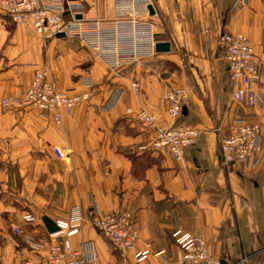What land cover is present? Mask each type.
<instances>
[{
    "label": "crops",
    "instance_id": "crops-1",
    "mask_svg": "<svg viewBox=\"0 0 264 264\" xmlns=\"http://www.w3.org/2000/svg\"><path fill=\"white\" fill-rule=\"evenodd\" d=\"M135 2L142 8L141 0ZM66 4L83 20L100 23L103 52L113 51L118 37L122 50L135 43L136 60L120 53L111 67L83 39L45 38L0 12V103L22 96L38 70L60 91L89 95L61 124L35 108L0 104V264H41L22 235L49 240L41 218L70 219L76 208L83 224L69 240L73 248L93 242L94 264H136L143 252L139 264H178L175 229L203 238L222 264H264V0H248L245 7H234L233 0H148L153 14L129 15L119 0ZM122 18L154 23L155 40L168 42L170 50L156 52L147 38L135 39L146 26ZM223 32L247 36L261 63L253 82L261 103L255 107L232 98L218 44ZM171 84L187 90L179 122L200 130L182 161L153 151L154 128L128 114L144 108L158 125H170L162 97ZM234 119L262 120L261 151L252 170L220 163L218 144ZM92 205L131 214L139 239L125 258L88 223Z\"/></svg>",
    "mask_w": 264,
    "mask_h": 264
},
{
    "label": "built area",
    "instance_id": "built-area-1",
    "mask_svg": "<svg viewBox=\"0 0 264 264\" xmlns=\"http://www.w3.org/2000/svg\"><path fill=\"white\" fill-rule=\"evenodd\" d=\"M141 2L142 8L138 7L135 0H119L124 9L128 8V15L139 11L150 13L148 0ZM66 3L67 0H0V12L15 23L30 24L45 38H53L63 33L65 37L83 39L93 50L98 51L111 67L120 62L118 60L120 53H126L124 57L128 60H136L135 43L132 41L133 48L126 47L122 50L124 45H121L118 37L114 41V50L110 53L103 52L100 23L83 20L82 13L73 8L68 11ZM247 3L248 0H233L232 5L245 6ZM78 14L81 15L80 18L76 17ZM122 19L131 21L134 27L146 26L145 30L136 31L134 38L145 37L149 40L151 48L155 46L154 24H143L142 21H134V18ZM218 44L223 53L235 103L246 108L259 105L261 98L253 87V82L259 79L262 66L248 38L241 33L223 32L219 35ZM138 87L137 82L131 83L132 90L137 91ZM163 96V102L167 105L168 115L172 120L170 125H158L157 116L143 108L136 111L128 109V114H136L142 127L154 128L155 134L149 145L153 151L182 161L184 151L196 141L199 130L178 122L187 96L184 87L172 86ZM88 98V93L60 91L45 70H38L21 97L5 98L2 105L8 108H35L54 123L61 124L65 115ZM261 123L262 120L251 124L239 119L232 120L229 134L221 137L218 144L219 160L222 165L238 164L245 170H252L256 166L257 155L261 151ZM54 151L59 158L63 156L59 149L54 148ZM87 215L88 223L109 241L121 258H125L126 253L133 251L139 239V230L129 212L121 210L104 212L97 205H92ZM54 222L58 230L48 234L49 243L25 239L31 252H36L43 258L41 264H94L96 249L93 242L84 241L80 248H73L69 240L83 224L79 209H73L70 219L57 218ZM13 230L18 234L22 233L17 227ZM172 236L178 246V264H222L221 259L213 255L211 246L198 235L175 229ZM161 254L160 251L155 253V256L161 257ZM143 255L144 252L137 254L136 264L142 261ZM24 264L35 263L27 259Z\"/></svg>",
    "mask_w": 264,
    "mask_h": 264
},
{
    "label": "rangeland",
    "instance_id": "rangeland-1",
    "mask_svg": "<svg viewBox=\"0 0 264 264\" xmlns=\"http://www.w3.org/2000/svg\"><path fill=\"white\" fill-rule=\"evenodd\" d=\"M246 6V5H245ZM244 6V7H245ZM239 7H242V6H239ZM148 24H150V22H147ZM151 24H154V23H151ZM230 33H235V32H230ZM236 33H240V32H236ZM242 34V33H241ZM244 35V34H243ZM245 36V35H244ZM246 38H248L247 36H245ZM249 40V39H248ZM110 40H106V42H109ZM156 41V40H155ZM156 42H159L158 40L156 41ZM250 42V41H249ZM254 50V49H253ZM172 86H180V85H177V84H171V85H168V88H170V87H172ZM183 87V86H182ZM167 88V89H168ZM166 89V90H167ZM232 96H233V94H232ZM21 97V96H20ZM164 97V96H163ZM163 97H162V102H163ZM5 98H8V97H4L2 100H1V106L3 107V108H5V109H7L8 107H6V106H3L2 105V102H3V100L5 99ZM113 98V97H112ZM110 101H111V99H110ZM235 102V101H234ZM184 103H185V101H184ZM107 105L109 104H111L110 102H108V103H106ZM163 104L165 105V107H166V111H167V105L163 102ZM185 105V104H184ZM184 105H183V107H184ZM144 109V108H143ZM150 112V111H149ZM167 114H168V111H167ZM169 116V115H168ZM182 117V116H181ZM170 118V117H169ZM181 119V118H180ZM179 119V120H180ZM179 122V121H178ZM188 127H190V126H188ZM191 128H194V127H191ZM195 129H197V128H195ZM199 130V129H198ZM199 132H200V130H199ZM229 133H227V135H228ZM198 135H199V133H198ZM198 135H197V137H198ZM227 135H225V136H223V137H226ZM197 140V139H196ZM195 142L196 141H194V143L191 145V146H193L194 144H195ZM190 146V147H191ZM218 152H219V150H218ZM242 171H247V170H245V169H242ZM13 228H14V226L12 227V230H13ZM14 231V230H13ZM15 232V231H14ZM16 233V232H15ZM16 234H18V233H16ZM22 237H23V239H24V243H25V239L26 240H31V241H33V242H42V243H49V240H44V239H42V237H34V236H32L30 233H27V234H23L22 235ZM28 242H26L25 243V247H26V249L29 251V252H31L32 250L29 248V246H28ZM34 252V251H33ZM32 253V252H31ZM37 256L39 255V254H37L36 252H34ZM34 253H32V254H34ZM212 253H213V255L215 256V254H214V252L212 251ZM38 259H40V261H43V258H41V257H39L38 256ZM26 261V260H25ZM242 261H246V258L245 259H243Z\"/></svg>",
    "mask_w": 264,
    "mask_h": 264
},
{
    "label": "water",
    "instance_id": "water-1",
    "mask_svg": "<svg viewBox=\"0 0 264 264\" xmlns=\"http://www.w3.org/2000/svg\"><path fill=\"white\" fill-rule=\"evenodd\" d=\"M148 10H149L150 14L154 13V10L152 9L151 5L148 6ZM76 17L80 18L81 16L78 14V15H76ZM63 35H64L63 33L57 34L58 37L63 36ZM154 48H155L156 52H167L170 50V45L166 41H159V42L155 43ZM41 220H42L46 230L49 233H52V232H55L56 230H58L54 220H52L48 216H43L41 218Z\"/></svg>",
    "mask_w": 264,
    "mask_h": 264
}]
</instances>
